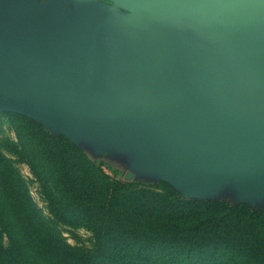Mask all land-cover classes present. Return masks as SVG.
I'll return each instance as SVG.
<instances>
[{
  "label": "water",
  "instance_id": "95a60500",
  "mask_svg": "<svg viewBox=\"0 0 264 264\" xmlns=\"http://www.w3.org/2000/svg\"><path fill=\"white\" fill-rule=\"evenodd\" d=\"M179 2L126 0L123 15L93 0H0V113L132 151V169L186 198L227 184L264 197V0H210L221 31L188 24Z\"/></svg>",
  "mask_w": 264,
  "mask_h": 264
},
{
  "label": "trees",
  "instance_id": "16d2710c",
  "mask_svg": "<svg viewBox=\"0 0 264 264\" xmlns=\"http://www.w3.org/2000/svg\"><path fill=\"white\" fill-rule=\"evenodd\" d=\"M7 117L19 137L9 152L28 166L51 221L83 228L92 247L52 234L0 154V264H264V207L184 199L163 183L112 181L67 137Z\"/></svg>",
  "mask_w": 264,
  "mask_h": 264
},
{
  "label": "rangeland",
  "instance_id": "374dc122",
  "mask_svg": "<svg viewBox=\"0 0 264 264\" xmlns=\"http://www.w3.org/2000/svg\"><path fill=\"white\" fill-rule=\"evenodd\" d=\"M130 3L129 5H132V3ZM209 3L210 0H180V2L176 4V7L180 9V14L182 15L181 18L187 20L188 24L197 25L200 30H204L207 27L209 29L213 28L212 30L221 31L226 27V24H224L225 19L219 12L211 10V8L207 5ZM181 11H183V13H181ZM7 114L19 115L27 118L28 120L34 121L32 118L18 113H0V154L10 159L9 161L11 162L13 167L19 172L20 176L25 181L29 189V193L40 212L42 220L47 222V224L49 225L47 227L52 232V234L73 247L79 248L81 250L90 249L92 247L90 234L83 228L67 227L65 225H61L51 221V217L48 214L45 203L39 192L38 183L30 172L28 166L25 163L18 161L17 158L9 152L11 151L10 148L12 147L9 143L12 142L13 144L18 145L19 137L16 133L15 127L10 124ZM38 124L41 125L42 128L51 135L56 137L60 135L51 131V129L46 128L43 124ZM80 146L82 147L83 151L86 153L90 161L98 165L103 173L105 172L106 174H104L112 181H125L146 186H155L156 184L163 183L171 187L182 198L193 199L183 197L179 190L175 189L163 180L156 179L149 175L137 173L129 166L130 161L135 154L132 151H109L98 153L94 150L92 145L88 143H81ZM217 199L227 201L233 205L237 203L246 204L254 209L264 207V197L253 201L239 200L236 196L232 184H227L226 186H224L217 195Z\"/></svg>",
  "mask_w": 264,
  "mask_h": 264
},
{
  "label": "flooded vegetation",
  "instance_id": "af4514ba",
  "mask_svg": "<svg viewBox=\"0 0 264 264\" xmlns=\"http://www.w3.org/2000/svg\"><path fill=\"white\" fill-rule=\"evenodd\" d=\"M41 4H44L43 0H38ZM67 3L68 9H73L74 0H65ZM94 2L103 5L104 7L110 9L113 12L118 14L128 15L131 14L129 5L126 3V0H93Z\"/></svg>",
  "mask_w": 264,
  "mask_h": 264
}]
</instances>
